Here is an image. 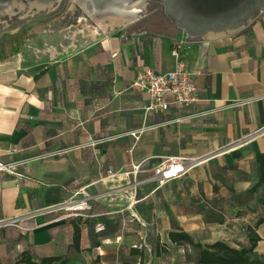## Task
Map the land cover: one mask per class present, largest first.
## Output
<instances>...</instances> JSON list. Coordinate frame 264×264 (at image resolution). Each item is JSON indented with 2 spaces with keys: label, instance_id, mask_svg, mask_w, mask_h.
<instances>
[{
  "label": "crops",
  "instance_id": "1",
  "mask_svg": "<svg viewBox=\"0 0 264 264\" xmlns=\"http://www.w3.org/2000/svg\"><path fill=\"white\" fill-rule=\"evenodd\" d=\"M25 18L0 21V162L25 175L18 183L0 171V221L19 218L21 227L0 230V264L28 255L140 264L139 254L145 264H199L200 251L173 244V231L232 248H250L253 233L264 264V11L239 31L202 39L165 14L140 29L94 25L84 42L55 20L26 27ZM179 45L198 101L149 111L133 84L146 69L172 71ZM171 157L197 162L178 180L141 187L132 210L108 202L129 190L133 165L144 181ZM80 192L93 198L88 218L63 208ZM143 243L152 256L135 248Z\"/></svg>",
  "mask_w": 264,
  "mask_h": 264
},
{
  "label": "built area",
  "instance_id": "2",
  "mask_svg": "<svg viewBox=\"0 0 264 264\" xmlns=\"http://www.w3.org/2000/svg\"><path fill=\"white\" fill-rule=\"evenodd\" d=\"M173 51V56L176 59L175 68L166 73H159L153 69H146L138 75L133 87L146 93L149 97V111L167 112L172 106L187 108L198 101V91L192 79V73L187 68V65L181 59V46ZM118 53L113 54V58L118 57ZM197 160L193 158L171 157L166 159L161 166L157 167L154 174L147 180L140 181L138 176L141 172L140 165H133L132 171L126 173L124 177L131 181L129 190L120 194L110 195L108 202L122 205L127 210H132L138 203V189L150 182H157L159 185H164L182 178L188 173L191 166ZM0 171H6L16 178L19 183L25 178V175L16 171L10 165H5L0 162ZM116 174L112 169L109 171V176L114 177ZM92 199L84 192L76 193L72 199L63 207L70 211L76 217L88 218V213L92 211ZM134 217L138 219L136 214ZM19 218H11L0 221V230L6 228L20 229ZM105 230L102 224L96 226V232L101 233ZM149 252L151 248L146 244Z\"/></svg>",
  "mask_w": 264,
  "mask_h": 264
},
{
  "label": "water",
  "instance_id": "3",
  "mask_svg": "<svg viewBox=\"0 0 264 264\" xmlns=\"http://www.w3.org/2000/svg\"><path fill=\"white\" fill-rule=\"evenodd\" d=\"M157 1L171 23L192 39L239 31L264 11V0Z\"/></svg>",
  "mask_w": 264,
  "mask_h": 264
},
{
  "label": "flooded vegetation",
  "instance_id": "4",
  "mask_svg": "<svg viewBox=\"0 0 264 264\" xmlns=\"http://www.w3.org/2000/svg\"><path fill=\"white\" fill-rule=\"evenodd\" d=\"M51 2L54 11L52 12L50 20H55L57 23L59 20L58 16L61 15L62 10L66 8L67 4H71V0H0V9L4 10V8L8 7L10 10L12 6V9L17 14L20 7L15 6V3H23L26 6V10L31 7V4ZM85 4L89 12L98 17H118L129 20L127 27L130 29L148 27V24L153 21H155V24L157 25L160 20V15L165 14L163 6L157 0H85ZM78 9L83 11L90 22L95 23L92 17L86 13L83 8L77 6L74 11H77ZM35 11L38 12V16L43 15V11H40L38 8H33V10L29 12L35 14ZM37 17H32L36 19H34V23L44 21L42 18ZM106 20L108 23L109 20Z\"/></svg>",
  "mask_w": 264,
  "mask_h": 264
},
{
  "label": "trees",
  "instance_id": "5",
  "mask_svg": "<svg viewBox=\"0 0 264 264\" xmlns=\"http://www.w3.org/2000/svg\"><path fill=\"white\" fill-rule=\"evenodd\" d=\"M144 185H142L141 187H143ZM140 188L138 189L137 192V198L139 195ZM133 218L136 219L135 217ZM85 223H87V221H85ZM105 231L106 229L103 232L99 233V236L100 237L105 236L104 233ZM81 240H82V228L80 225H76L74 228L73 246L78 252L81 251L80 248ZM170 240L173 244L177 246L191 245L193 248L198 249L200 251L199 264H259L261 262L260 256L256 252V248L258 247L260 237L253 235V233L251 236L250 248H246V247L232 248L226 243L220 241L210 245L203 246L200 243H196L195 239L190 234L183 231L171 232ZM96 245L97 244L92 241V246L90 250L96 247ZM141 245L142 247L135 246V248L136 249L142 248L149 254V256H152L153 254L152 248H151L152 252L150 253L148 248L146 247V244L143 243ZM134 253L137 254L135 250ZM139 255L142 257L140 264H145L143 255L142 254ZM17 264H67V260H64L61 257H46L40 261H35L33 257L28 255L21 258Z\"/></svg>",
  "mask_w": 264,
  "mask_h": 264
},
{
  "label": "rangeland",
  "instance_id": "6",
  "mask_svg": "<svg viewBox=\"0 0 264 264\" xmlns=\"http://www.w3.org/2000/svg\"><path fill=\"white\" fill-rule=\"evenodd\" d=\"M15 6L20 7L21 5L24 6L23 3H15ZM14 7V6H13ZM53 4H51L49 6V8H52ZM12 8V6H11ZM10 8V10H11ZM9 8L6 7L4 8V10L0 9V21H10V23H12L11 20H9L10 18L16 22H22L19 20V18H21L22 16H24L22 13L20 15H16L12 17V14L14 12V10L12 11H8ZM33 9H30L29 11H31ZM46 11V10H45ZM71 11V13H70ZM31 13V12H30ZM163 13V12H162ZM42 16H38L39 18H42L41 24H45V23H50L52 20H50L52 14L50 15H45L44 13H42ZM37 17V18H38ZM34 19L30 17H26L25 18V24L26 27L30 26V24L34 23ZM58 22L56 27H58L59 29H61L63 27V29H66L65 33L69 34L67 37L68 39H77L80 42H84L87 41L89 39V35L91 34L90 32V27L94 26L95 24L90 22V20L86 17V15L83 13V11H80L79 9L77 11H72V5L67 4L66 8L62 10L61 15L58 16ZM36 20V19H35ZM55 27V26H54ZM100 27V26H99ZM97 27V30H100V28ZM112 27L111 23L108 24L107 26ZM106 27V28H107ZM121 28V26L118 27H112L113 29L115 28ZM106 28H104L106 30ZM118 30V29H115ZM6 229H11V228H6ZM6 229H2V230H6Z\"/></svg>",
  "mask_w": 264,
  "mask_h": 264
},
{
  "label": "bare ground",
  "instance_id": "7",
  "mask_svg": "<svg viewBox=\"0 0 264 264\" xmlns=\"http://www.w3.org/2000/svg\"><path fill=\"white\" fill-rule=\"evenodd\" d=\"M52 4L51 3H43V4H40V3H36V4H31V7H29L30 9H33V8H38L40 11H45V10H49V6ZM71 5H72V11L75 10V8L77 6L83 8L85 10L86 13H88L92 19L94 20V23L95 26H101L103 28H106L108 26V24L111 23L112 27H118V26H126L127 24H129V20H126L124 18H118V17H106V18H102V17H98L97 15H93L92 13L89 12V10L86 8V4H85V0H71ZM26 6H20V11L22 12V14L24 16H29V8H27L25 10ZM13 9L11 8L10 11H12ZM51 10V9H50ZM36 12V11H35ZM32 14V13H31ZM109 20V22L107 23V20ZM90 32L92 34H95L96 33V27L92 26L90 27ZM210 36H217V34H211Z\"/></svg>",
  "mask_w": 264,
  "mask_h": 264
}]
</instances>
